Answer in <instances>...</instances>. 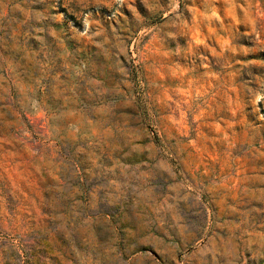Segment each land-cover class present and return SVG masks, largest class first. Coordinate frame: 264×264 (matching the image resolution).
<instances>
[{
	"label": "rangeland",
	"instance_id": "obj_1",
	"mask_svg": "<svg viewBox=\"0 0 264 264\" xmlns=\"http://www.w3.org/2000/svg\"><path fill=\"white\" fill-rule=\"evenodd\" d=\"M0 264H264V0H0Z\"/></svg>",
	"mask_w": 264,
	"mask_h": 264
}]
</instances>
